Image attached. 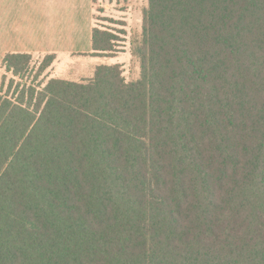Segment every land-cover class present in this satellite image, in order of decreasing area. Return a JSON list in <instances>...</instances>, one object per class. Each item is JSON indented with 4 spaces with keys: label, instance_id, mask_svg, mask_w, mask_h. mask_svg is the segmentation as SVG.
<instances>
[{
    "label": "trees",
    "instance_id": "16d2710c",
    "mask_svg": "<svg viewBox=\"0 0 264 264\" xmlns=\"http://www.w3.org/2000/svg\"><path fill=\"white\" fill-rule=\"evenodd\" d=\"M146 2L135 81L3 56L0 264H264V0Z\"/></svg>",
    "mask_w": 264,
    "mask_h": 264
},
{
    "label": "rangeland",
    "instance_id": "374dc122",
    "mask_svg": "<svg viewBox=\"0 0 264 264\" xmlns=\"http://www.w3.org/2000/svg\"><path fill=\"white\" fill-rule=\"evenodd\" d=\"M44 4H39L41 0H19L21 5L20 16L22 21L29 19L33 21L36 13L35 8L40 9L44 5L50 4V13L46 17V25L50 29V41L46 43V49L62 50L61 52H51L56 56V62L51 72L53 76L68 81L79 82L92 77L93 71L97 66L118 63L122 66L123 76L128 81H135L139 78L140 70L138 62L131 57V49L140 37L141 29V10L144 9L143 0H130L133 7L125 14L119 13L121 0H98L95 11V25L99 30L109 32L117 37V56L109 59L88 57L80 55L85 52H69L71 48L90 50L88 38L83 39V35L78 33V25L73 13L66 12L67 8L84 7L87 0H44ZM26 8L29 13L26 14ZM26 14V16H25ZM126 19L123 21L121 18ZM129 19V20H128ZM80 20L89 21V18L82 14ZM41 60L34 58L32 66H37ZM31 68V67H30ZM36 71L32 68L28 70L26 77L21 83L28 84L32 81ZM4 70L0 71V85L2 78H5V85L9 83L11 75ZM15 82L18 79H14Z\"/></svg>",
    "mask_w": 264,
    "mask_h": 264
},
{
    "label": "crops",
    "instance_id": "0c3cea01",
    "mask_svg": "<svg viewBox=\"0 0 264 264\" xmlns=\"http://www.w3.org/2000/svg\"><path fill=\"white\" fill-rule=\"evenodd\" d=\"M143 2L145 8L147 2L146 0H143ZM44 3L45 1L41 0L39 4H44ZM96 3L99 4L98 0H87L83 8L80 6V7L66 9V12L74 14L76 24L79 27L78 29L79 35L80 36L83 35L84 40H86L87 37L90 45V50L88 49V51L78 48H71L67 51L69 52L86 51V53L80 54L84 56H88V54L92 52L91 36H92V29L95 26L94 17L96 11L95 8ZM119 7H120L119 10L121 11L118 12L125 14L126 11L131 10L133 4H131L130 0H121V6ZM50 9H51L50 4L47 6L44 5L40 9L35 8L34 9V12L36 13L35 19L33 21H30L29 19L25 18V21H22L19 13L21 10V5L19 3V0H0V64L3 56L7 53H20V54H29L32 56H45L47 54H54L51 52L62 51V50L46 49V43L50 41V29L46 25V17L50 13ZM27 13H29V10L26 8V14ZM82 14L87 16L89 18V21L80 20V16ZM121 19L123 21H127L126 19L123 18V16ZM105 59H109V58H105ZM52 73L53 72H51L50 77L59 78L57 76H53Z\"/></svg>",
    "mask_w": 264,
    "mask_h": 264
}]
</instances>
